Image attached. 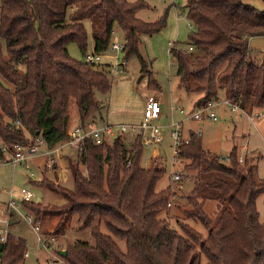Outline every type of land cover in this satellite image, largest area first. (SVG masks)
Instances as JSON below:
<instances>
[{
    "label": "trees",
    "instance_id": "trees-1",
    "mask_svg": "<svg viewBox=\"0 0 264 264\" xmlns=\"http://www.w3.org/2000/svg\"><path fill=\"white\" fill-rule=\"evenodd\" d=\"M185 1L194 27L186 47L193 51L175 45L169 51L179 84L200 95L197 107L223 95L246 116H264V59L256 62L249 48L250 38L264 36V10L242 0ZM147 8L146 0H0V158L37 138L50 149L63 143L72 101L80 125L97 122L104 104L96 95L109 93L111 82L101 66L82 63L68 50L75 45L86 53V22L95 54L108 50L117 27L125 41L123 61L136 57L140 74L148 72L140 39L166 28L168 10L158 21L145 23L137 14ZM149 86L159 91L153 79ZM142 152L139 136L129 150L121 136L101 145L86 139L77 158L84 172L79 164L72 167L70 188L45 176L30 181L59 191L62 199L43 208L36 201L21 204L36 222L55 220V231L46 233V239H56L75 220L94 241L67 245L66 255L59 254L64 264H264V220L256 205L264 194V178L257 175L259 156L240 161L233 148L223 162L202 147L194 132L179 147L177 158L189 162L187 171L197 172L196 183L215 175L206 188L198 186V193L186 197L190 208L185 215L202 225L203 236L187 223L174 228L160 217L175 194L170 188L156 191L165 170L154 161L143 167ZM209 200L216 203L214 218L204 210ZM26 250L25 240L8 232L0 242V264L22 263Z\"/></svg>",
    "mask_w": 264,
    "mask_h": 264
},
{
    "label": "rangeland",
    "instance_id": "rangeland-1",
    "mask_svg": "<svg viewBox=\"0 0 264 264\" xmlns=\"http://www.w3.org/2000/svg\"><path fill=\"white\" fill-rule=\"evenodd\" d=\"M128 1L134 2L136 0ZM242 2L258 10H264V0H242ZM146 3L148 8L139 11L137 14V17L145 23L158 21L168 10L166 28L159 34L142 36L140 39L139 53L146 62L148 72L140 74V63L136 57H131L125 65H122V62H124L123 50L118 53H112L107 50L104 54H101V64L105 65L108 63L115 66L116 70L111 74H108L107 70L102 72L110 80L111 88L106 95H96L97 100L102 105L104 104L96 116L99 119L101 115L103 121L117 125L137 124L140 122L146 98L148 96L159 98L162 112L160 118L155 120L154 124L161 127L164 140L158 145L142 144L141 165L148 168L154 161L155 164L163 168L165 176L157 184L156 191L170 188L175 194L170 201L167 212L160 217L166 219L171 227L176 228L178 222L187 223L203 236H206V231L200 223L189 220L186 217L185 211L190 208L186 197L193 192L196 193L198 186H200V190L206 188V185L213 181L215 175H206L204 176V182L198 181L196 183L194 178L197 172L187 171L185 168L189 164L188 161L178 160L175 163L172 162L174 153L171 148V125L172 123L181 122V134L184 139H187L188 129L198 131L202 137V147L212 155L220 157L223 162H227V156L233 148L236 149L238 154L243 153L242 157H247L249 162H253L259 156L257 175L262 177L264 176V116L259 113L260 116L258 118L253 115L248 117L249 115H243L240 111L232 113L227 106L226 108L223 105H217L219 106L218 108L214 107L212 109L217 118L216 121L208 119L205 113L202 114V120H195L193 114L197 111V108L192 102H195L193 98L198 95L187 93L179 84L176 75V60L172 59L168 53L169 43H174L176 47L185 49L188 36L194 31L192 23L186 16L184 8L186 1L177 0L175 7H170L168 0H146ZM85 25L89 33L86 53L92 54L93 42L90 38V26L88 22ZM113 42H117L119 45L124 44L123 34L117 27H115L113 33ZM249 48L253 52V58L256 62L264 59V36L250 38ZM70 54L76 60L85 63L84 54H81L78 49ZM115 56H117V60ZM151 79L157 83L159 91L151 89L149 86ZM165 94L168 95L167 100L164 97ZM220 102H223L222 97H220ZM179 109H182V112ZM68 112V130H71L77 125L78 121V113L74 101L70 103ZM190 115L191 121H186V117ZM119 135L122 137L126 150L130 149L137 136L140 137L141 142L144 138L143 133L137 135L131 129H128L125 133L119 132ZM145 136L147 137L148 135L145 134ZM243 145H247L249 151L253 152H242L240 148ZM155 152L157 154L153 156ZM61 154L64 158L61 160L57 159L60 167L64 166L72 170L73 166L79 164V170L84 172L83 166L80 162L78 163V152L76 149L65 146L59 155ZM46 158L33 156L16 166L10 164L0 165V221L8 218L6 207L11 190L14 191L17 202L20 201L18 191L26 189L34 193L37 198L36 202H40L39 205L42 208L60 204L62 199L59 196V191L51 192L30 183L31 180L40 182L45 176L46 180L53 181L56 185H59L58 169L44 172ZM31 173L34 175L33 178L30 177ZM173 173L182 174L179 181L173 180ZM70 179L72 182L71 176ZM204 210L211 218L216 217L217 207L214 201H206ZM258 213L264 217V194L258 201ZM74 223L75 220L71 222V227H65L64 230H61L63 233L54 234L56 241L53 246L50 248L41 247L39 253L37 252V256H35V247L37 245L35 231L18 215L12 214L9 219L10 232L25 240L26 249L30 254L29 258L20 264H64L59 252L65 251L67 245L76 241H85L92 244L94 241L89 231L78 229V226L74 225ZM54 224L55 220L53 219H46L39 223L38 234L42 239L46 233H54ZM101 231L103 233L106 232L104 228ZM119 245L124 249V243H119Z\"/></svg>",
    "mask_w": 264,
    "mask_h": 264
},
{
    "label": "built area",
    "instance_id": "built-area-1",
    "mask_svg": "<svg viewBox=\"0 0 264 264\" xmlns=\"http://www.w3.org/2000/svg\"><path fill=\"white\" fill-rule=\"evenodd\" d=\"M169 2L175 4L177 0H168ZM125 44V41H124ZM123 45H119L117 42L111 43L108 50L110 52L118 53L124 48ZM174 46L173 43L169 44V51ZM168 51V52H169ZM187 52H192L193 47L188 46L186 47ZM101 54H95L94 52L91 53H85L84 54V60L86 64L89 65H95V66H101ZM115 59L117 60V56H115ZM125 62H122V65H125ZM113 69L116 70L115 66H112ZM219 104H223L227 106L232 113L239 112L244 114L243 111H241L236 105H232L230 101L227 99H224L223 102L218 103L217 101H210L204 106H201L198 108L196 113L193 114V118L195 120H202V114H206L207 118L216 121L217 118L215 116V113L212 111L214 107H216ZM180 112H182L181 109H179ZM161 102L158 97L156 96H148L145 101L143 113H142V119L137 124L133 125H119L118 128H114L113 126L103 123L98 124L96 121L89 122L85 125H79L77 127H74L73 129L68 131V138L61 144L57 145L54 148H47L44 141L40 138L35 139L33 142H31L27 146H14V150L7 155L4 158H0V164H10L12 166H16L18 164H22L25 162L28 158L33 156H40V157H47L46 162L44 165L45 171H53L54 167L59 170V180L58 184L61 186L68 187L70 186V176H71V170L68 167H64L59 169L57 166V159H60L61 155L60 152H62L63 148L65 146H69L71 148L76 149L77 152L80 153L81 151V145L85 142L86 139H91L96 145H101L103 143H110L113 139L119 137V132L125 133L128 129H131L135 132V134H144V138L142 141V144H154L158 145L163 142L164 136L162 133V129L160 126L155 125L154 121L160 118L161 115ZM19 122H16V125H18ZM181 128L182 124L181 122L172 123L171 125V132H170V138H171V148L173 149V159L172 162L175 163L178 161V150L179 147L184 144L188 143V138L184 139L182 138L181 134ZM145 134L148 136L146 137ZM197 136H200L199 133H196ZM2 151L5 152V147H2ZM242 161V158L239 159ZM180 174H173V180L179 181L180 180ZM30 177L33 178L34 175L31 173ZM18 196L20 197V201L15 200V193L14 191H10L9 198L7 202V216L8 218L6 220L0 221V242H5L6 236L9 232V219L12 214L18 215L20 218H22L30 227L35 231L37 236V245L35 247V256H37V252L41 247H47V245H52L55 242L54 237H49L46 239L43 237V239L38 234L39 229V222H36L32 214L25 212V210L22 209L21 204L22 203H28L36 201V197L34 193L31 191H28L26 189H20L18 191ZM29 252L28 250L25 251L23 254V260L29 258Z\"/></svg>",
    "mask_w": 264,
    "mask_h": 264
},
{
    "label": "crops",
    "instance_id": "crops-1",
    "mask_svg": "<svg viewBox=\"0 0 264 264\" xmlns=\"http://www.w3.org/2000/svg\"><path fill=\"white\" fill-rule=\"evenodd\" d=\"M89 26H90V24H89ZM86 28H87V26H86ZM115 30V29H114ZM124 37V36H123ZM170 44V43H169ZM174 44V43H173ZM92 47H93V44H92ZM77 48H76V46L75 45H70L69 47H68V50L70 51V53L72 52V51H74V50H76ZM168 51H169V48H168ZM169 53V52H168ZM170 55V54H169ZM171 57V56H170ZM172 58V57H171ZM173 59V58H172ZM101 65V67H100V69L101 70H103V72L104 71H106L107 70V72H108V74H111V73H114V71H115V69H113L112 68V65H109L108 63L107 64H105V65H102V64H100ZM164 97H165V99L167 100V98H168V95H164ZM220 97H222V99L224 100V97H223V95H220L219 96V98L217 99V100H215V101H217L218 103H220ZM200 98V95H198V96H196L195 98H193V99H195V102L193 101L192 102V104L194 105V106H196V108H197V110H198V108L199 107H197V105H196V103H197V101H198V99ZM192 101V100H191ZM219 105H223V104H219ZM219 106H217V107H215V108H218ZM223 107H226V106H224L223 105ZM227 108V107H226ZM182 110V109H181ZM229 111V110H228ZM142 113H143V110H142ZM142 113H141V117H140V120L142 119ZM194 113H196V111L194 112ZM242 114V113H241ZM243 115H246V114H243ZM97 118V117H96ZM191 115L190 116H187L186 117V121H191ZM139 120V121H140ZM97 122H98V124H103V123H107V124H109V125H111V126H113L114 128H118V126L119 125H122V124H119V125H117V124H113V123H108L107 121H103V119L101 118V115H100V118L98 119L97 118ZM80 125V123H79V119H78V121H77V125L75 126V127H77V126H79ZM189 130V134L191 133V132H194V133H199L198 131H196V130H192V129H188ZM189 134H188V136H187V138H189ZM200 134V133H199ZM200 137V139H201V142H202V137L201 136H199ZM241 151L242 152H244V151H249V149H248V146L247 145H243L241 148ZM249 152H253V151H249ZM155 154H157L156 152L153 154V156H155ZM243 154V153H242ZM242 154H239V155H241L240 157L242 158ZM32 158V157H31ZM37 158V157H36ZM38 158H40V156L38 157ZM64 158V156L61 154V157H60V159L59 160H61V159H63ZM0 165H2V164H0ZM57 166L59 167V169H61V168H63V167H60L59 166V163L57 162ZM57 170V169H56ZM48 172V171H47ZM58 177H59V172H58ZM259 178H264V176H262V177H259ZM71 183L72 182H70V186H71ZM262 196V195H261ZM261 196H259L258 197V199H257V202H256V205H257V210H258V201H259V199H260V197ZM259 219H260V221L262 222L263 220H264V217H262L261 215H260V213H259ZM9 232H10V225H9ZM39 253V252H38ZM28 259V258H27Z\"/></svg>",
    "mask_w": 264,
    "mask_h": 264
},
{
    "label": "water",
    "instance_id": "water-1",
    "mask_svg": "<svg viewBox=\"0 0 264 264\" xmlns=\"http://www.w3.org/2000/svg\"><path fill=\"white\" fill-rule=\"evenodd\" d=\"M59 254L64 257L66 255V251H60Z\"/></svg>",
    "mask_w": 264,
    "mask_h": 264
}]
</instances>
